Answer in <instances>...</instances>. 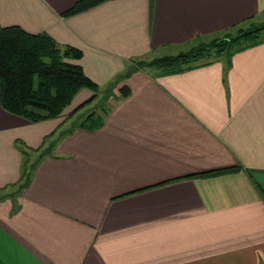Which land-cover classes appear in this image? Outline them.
I'll return each instance as SVG.
<instances>
[{
    "label": "crops",
    "instance_id": "1",
    "mask_svg": "<svg viewBox=\"0 0 264 264\" xmlns=\"http://www.w3.org/2000/svg\"><path fill=\"white\" fill-rule=\"evenodd\" d=\"M245 22L264 0H0V29L78 50L98 86L40 122L0 86V264H264V37L180 73L138 62ZM91 99L90 132L68 121Z\"/></svg>",
    "mask_w": 264,
    "mask_h": 264
},
{
    "label": "trees",
    "instance_id": "2",
    "mask_svg": "<svg viewBox=\"0 0 264 264\" xmlns=\"http://www.w3.org/2000/svg\"><path fill=\"white\" fill-rule=\"evenodd\" d=\"M83 5V2H77L65 14L74 13ZM262 32L264 23L242 28L234 36L227 32L207 37V42L199 39L187 51L156 58L151 64L166 73H180L219 58H229L240 49L259 43ZM79 56L78 50H61L47 35L29 34L17 26L0 29L3 108L31 122L60 118L78 91L87 89L94 92L98 87L74 63L73 60ZM100 125L101 120L91 111L79 127L91 132Z\"/></svg>",
    "mask_w": 264,
    "mask_h": 264
},
{
    "label": "rangeland",
    "instance_id": "3",
    "mask_svg": "<svg viewBox=\"0 0 264 264\" xmlns=\"http://www.w3.org/2000/svg\"><path fill=\"white\" fill-rule=\"evenodd\" d=\"M254 25H249L248 27V22H245L244 25L242 26H239L241 28H250V27H253ZM238 27V28H239ZM236 28L235 30H233L232 32H230V36H234L237 32V29ZM228 34V33H227ZM264 37V32H262V34L260 35L259 39H262ZM199 39H196L195 41H198ZM206 42L208 41V39H204ZM196 42L194 43H189L187 45H179L177 47H173V48H164L163 50L164 51H156V52H151L150 54L144 56L141 58V60H139L138 62L140 63L139 66H142L144 67L145 69H150V70H158V71H161V69H158L156 68L155 66H153L151 63L154 59L156 58H161V57H166V56H171V55H177L179 54L180 52H184V51H187L189 48H191V46H193ZM36 80V78H35ZM92 94V93H91ZM99 97V96H98ZM99 102L98 99H96L94 102H88V103H91L89 106H86L84 108H78V110L76 109L72 116L73 117L72 119H70L68 122H77L79 123L80 121V118L82 119V117L87 114L88 112H90V110L94 109L95 105ZM105 104H107L106 102H104ZM104 109H105V106H102ZM73 109V108H72ZM71 109V110H72ZM67 110H70V109H67ZM70 110V111H71ZM76 123V124H77ZM5 198V197H4Z\"/></svg>",
    "mask_w": 264,
    "mask_h": 264
}]
</instances>
